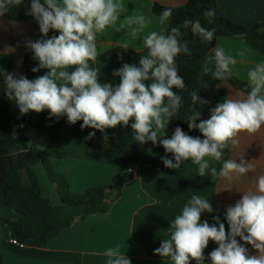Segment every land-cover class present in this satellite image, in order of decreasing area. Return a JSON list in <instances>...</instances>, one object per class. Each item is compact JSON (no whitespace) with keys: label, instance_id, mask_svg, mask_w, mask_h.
<instances>
[{"label":"clouds","instance_id":"1","mask_svg":"<svg viewBox=\"0 0 264 264\" xmlns=\"http://www.w3.org/2000/svg\"><path fill=\"white\" fill-rule=\"evenodd\" d=\"M22 2L0 0V17ZM126 12L122 0H31L29 14L38 21L41 34L47 36L49 30H54L59 35L27 42L38 61L32 72L46 69L44 75L29 80L0 69L6 96L16 103L21 114L47 110L49 118L66 116L70 124L83 121L81 128L102 133L121 124L127 127L131 122L134 140L141 144L159 141L165 152L172 154V159L162 158L166 168L179 169L182 162L190 160L198 165V174L203 177L209 168L206 157L220 161L223 150L237 143L239 133L252 134L264 125V63L248 71L250 91L246 98H225L212 109L209 119L199 123V111L188 116L189 129H198L203 139L186 134L180 127L167 138L166 127L182 106V97L172 89L186 90L176 58L181 53L191 54L188 42L182 40L181 29L190 27L194 36L206 42L213 40L215 29L203 27L199 20L185 19L167 33L150 31L142 38L146 54L141 55L139 66L123 64L113 73L120 77L118 85L101 84L99 71L90 65L97 61L98 34L114 27L115 31L123 30L136 38L151 23L143 14ZM203 15L211 24L216 11L209 8ZM171 17L172 10L166 8L158 19L164 24ZM128 47L121 46L125 50ZM236 62L222 47H214L203 71L211 72L215 80L227 81L233 76L231 66ZM208 65H214V69ZM189 95L192 105L206 103L197 91ZM89 135L94 136L95 132ZM253 170L252 162L241 160L238 164L229 159L223 161L219 175H244ZM212 171L216 173L215 168ZM213 211L208 199L193 194L181 214L169 223L168 235L154 254L171 264H205L204 250L211 240L218 245L209 253L211 264H264V175L256 178L255 191L244 192L234 206L227 208V231L218 216L214 217L218 227L207 221L201 223L202 214ZM245 244L252 245L258 254L249 255ZM103 255L108 258L107 264H131L119 247L108 248Z\"/></svg>","mask_w":264,"mask_h":264},{"label":"crops","instance_id":"2","mask_svg":"<svg viewBox=\"0 0 264 264\" xmlns=\"http://www.w3.org/2000/svg\"><path fill=\"white\" fill-rule=\"evenodd\" d=\"M188 0H122L126 5V14L139 13L151 20L144 33L133 38L125 31L117 32L114 27L98 34V57L90 65L99 71L98 81L101 84L112 83L119 76L113 75L118 69L111 66L110 56L115 46L127 44V49L144 51L142 38L150 31L166 33L167 22L161 24L158 17L152 13L154 4L166 8H178ZM43 2V0H41ZM224 9L225 16L236 24L247 26L264 22V0H217ZM119 23V22H118ZM36 29L29 22L0 19V69L17 77L24 75V56L32 52L26 45L29 40L34 42ZM216 47H222L225 53L236 59L231 66L233 75L240 81L248 83V71L258 64L264 63V55L252 50L247 45L227 38H218ZM244 55L241 56L240 53ZM46 69L41 74L44 75ZM36 77V78H37ZM4 82L0 75V85ZM226 98H246V95L233 89L227 83L219 84ZM1 108V97H0ZM44 112L31 111L30 123H39ZM65 116H61L60 119ZM65 126V125H64ZM166 137L171 134L166 127ZM30 141V146L43 149L46 145V135L27 129L24 134ZM165 137H161L163 139ZM237 143L229 145L228 160L240 163H253L254 170L244 175L236 173L222 177L217 174L215 161L209 160V168L203 177L198 174V165L184 161L179 169L166 168L163 157L172 159L171 153H166L159 141L150 149L136 158H124L118 152L104 143L94 141L78 127L69 129L60 143V158L52 161L53 170L66 175L69 189L74 194H82L85 190L110 186L112 179L118 173L125 171L123 164H133L138 175L131 182L124 184L118 200L113 203L107 213L89 215L83 218L84 209L80 207L63 206L59 202L56 187L51 182L40 163L33 167L41 190V195L48 199L53 207L56 220L72 219L69 227L61 230L44 249L24 247L19 248L10 243L8 228L5 221L14 220L12 212L0 207V253L4 264H107L103 253L108 248L119 247L131 264H169L170 260L154 254L163 238L168 235L169 223L176 215L181 214L183 207L193 194L208 199L214 211L203 213L201 223L216 225L214 217L228 224L226 210L239 201L244 192L256 190V178L264 175V125L252 134L241 132L236 137ZM216 169L214 174L212 169ZM112 193V192H111ZM110 195V194H109ZM4 222V223H3ZM1 224H4L3 226ZM239 241L240 238L237 237ZM244 244L243 241H240ZM249 255L258 253L250 244L244 245ZM214 241H209L204 250L205 264H211L209 253L217 248ZM196 263L195 261H191Z\"/></svg>","mask_w":264,"mask_h":264},{"label":"trees","instance_id":"3","mask_svg":"<svg viewBox=\"0 0 264 264\" xmlns=\"http://www.w3.org/2000/svg\"><path fill=\"white\" fill-rule=\"evenodd\" d=\"M30 3L31 0H23L19 6L10 8L0 19L31 23L36 29L34 42L58 36L59 33L54 30H49L47 36L41 34L38 21L29 14ZM209 8L216 11L214 22L211 24L203 15L204 11ZM164 9L166 7L154 4L152 13L155 16H160ZM168 9L172 10V17L167 21L166 33L170 31L171 27L182 25L185 19L199 20L203 27L209 30L215 29V35L211 42L202 41L198 36H194L190 27L181 29L182 40L188 42L191 52L190 55L181 53L176 58L178 74L183 77L186 90L181 91L173 87L172 91L182 97V106L178 115L174 116L167 125L171 136L175 128L180 127L186 134L203 139L204 137L198 129H189L187 118L193 111L200 112L197 123L210 118L212 109L226 98L224 91L219 88V84L227 83L246 96L250 91L248 83L238 80L234 75L227 81H218L213 79L211 72L205 74L203 68L207 57L212 55V49L216 47L218 38L241 42L264 55V22L254 23L250 26L236 24L225 16L224 9L219 6L217 0H188L183 6ZM143 54H146V50H125L120 46H115L111 52L110 64L118 69L123 64L139 66V60ZM33 57L34 53L31 52L23 59L25 66L23 76L29 80H34L38 74L43 72V69L35 73L32 72V68L38 65V61ZM208 66L214 69V65ZM119 83L120 77L111 84L116 86ZM146 83H151V81ZM192 91H197L200 98L206 103L192 105L189 95ZM0 97V207L15 215L14 220L5 221V224L9 231V237L24 247L44 249L61 230L69 227L72 223V219L59 221L54 218L52 203L41 195L37 177L33 171L36 164L42 165L47 178L55 184L59 202L63 206L83 208V218L107 213L111 205L118 200L121 187L134 179L126 171H122L113 177L110 186L92 187L82 194L72 193L66 175L55 172L52 166V161L60 158L61 139L69 129L80 128L87 137L108 145L124 158H136L156 144L151 141L141 144L134 140L131 122L127 127L121 124L114 128H107L102 133L93 128H81L83 121L70 124L66 116L60 119L49 118L50 114L45 110L43 119L39 123H30L31 111L26 114L20 113L16 103L7 98L4 82L0 85ZM20 125H24V128H19ZM27 129L46 135V145L43 149L30 146L29 139L24 135ZM92 132H95L94 136L89 135ZM105 135L107 139H105ZM229 154L230 147L223 150L220 161L214 160L217 174H219L223 161L228 160ZM125 163L126 161L123 164L124 169ZM107 188L112 190L110 195L104 194V190ZM0 264H4L1 253ZM191 264L196 263L191 262Z\"/></svg>","mask_w":264,"mask_h":264},{"label":"built area","instance_id":"4","mask_svg":"<svg viewBox=\"0 0 264 264\" xmlns=\"http://www.w3.org/2000/svg\"><path fill=\"white\" fill-rule=\"evenodd\" d=\"M19 128L23 129L24 125H20ZM125 171H126V173L131 175L132 178H136L137 175H138L137 168L133 164H127L126 167H125ZM10 243L13 244V245H16L19 248H24V246L22 244L16 242L13 239L10 240Z\"/></svg>","mask_w":264,"mask_h":264},{"label":"water","instance_id":"5","mask_svg":"<svg viewBox=\"0 0 264 264\" xmlns=\"http://www.w3.org/2000/svg\"><path fill=\"white\" fill-rule=\"evenodd\" d=\"M112 190L110 188L104 190L105 195L111 194Z\"/></svg>","mask_w":264,"mask_h":264},{"label":"rangeland","instance_id":"6","mask_svg":"<svg viewBox=\"0 0 264 264\" xmlns=\"http://www.w3.org/2000/svg\"><path fill=\"white\" fill-rule=\"evenodd\" d=\"M247 26H250V25H247ZM107 189H108V188H107ZM3 223H4V222H3ZM4 224H5V223H4ZM4 224H1V225L3 226ZM5 227H6V228H5ZM4 228L7 229V226H4Z\"/></svg>","mask_w":264,"mask_h":264}]
</instances>
